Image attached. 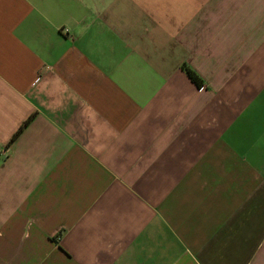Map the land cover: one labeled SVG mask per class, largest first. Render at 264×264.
<instances>
[{"label":"crops","instance_id":"0c3cea01","mask_svg":"<svg viewBox=\"0 0 264 264\" xmlns=\"http://www.w3.org/2000/svg\"><path fill=\"white\" fill-rule=\"evenodd\" d=\"M0 264H264V0H0Z\"/></svg>","mask_w":264,"mask_h":264},{"label":"trees","instance_id":"16d2710c","mask_svg":"<svg viewBox=\"0 0 264 264\" xmlns=\"http://www.w3.org/2000/svg\"><path fill=\"white\" fill-rule=\"evenodd\" d=\"M185 73L187 74V76L191 79V80H193V81H197V77H196V75L190 70V69H188V68H185Z\"/></svg>","mask_w":264,"mask_h":264}]
</instances>
